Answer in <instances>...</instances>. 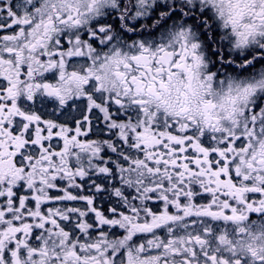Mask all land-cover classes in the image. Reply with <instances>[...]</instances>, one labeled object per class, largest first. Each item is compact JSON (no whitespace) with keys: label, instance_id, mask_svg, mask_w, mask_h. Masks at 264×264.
<instances>
[{"label":"snow or ice","instance_id":"snow-or-ice-1","mask_svg":"<svg viewBox=\"0 0 264 264\" xmlns=\"http://www.w3.org/2000/svg\"><path fill=\"white\" fill-rule=\"evenodd\" d=\"M0 264H264V0H0Z\"/></svg>","mask_w":264,"mask_h":264}]
</instances>
